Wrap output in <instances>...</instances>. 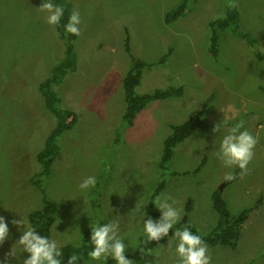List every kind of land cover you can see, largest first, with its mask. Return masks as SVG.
Here are the masks:
<instances>
[{"label": "rangeland", "instance_id": "374dc122", "mask_svg": "<svg viewBox=\"0 0 264 264\" xmlns=\"http://www.w3.org/2000/svg\"><path fill=\"white\" fill-rule=\"evenodd\" d=\"M43 2L0 0V216L9 227L0 264L12 248L20 259L10 257V264L27 258L16 244L23 226L18 229L11 221L23 218L31 225L30 213L45 198L58 202L52 239L60 248L79 245L92 227L112 222L119 224L125 253H133L147 243L144 221L152 217L153 193L161 179L167 185L158 196L168 197L181 219L191 199L190 220L203 233L218 222L213 195L221 186L233 214L256 207L238 249L206 246L211 264H264V0H190L173 23L165 21L166 14L183 0H65L71 14L79 12L80 34L74 42L77 70L66 75L58 92L79 119L59 140L45 193L32 177L56 119L40 85L65 58V47L57 25L48 24L47 13L39 10ZM232 4L240 23L220 34L216 57L210 51L209 23ZM127 38L133 56L149 62L173 49L165 64L143 71L138 93L184 87L182 96L149 102L130 127L123 121V80L132 63ZM203 106L208 125L176 147L169 170L179 174L164 178L160 159L171 126ZM239 121H244L241 131L258 140L242 177L236 175L238 167L225 166L216 155ZM216 124L219 132H213ZM228 173L235 179L225 180ZM88 177H95V187L80 189ZM93 202L99 203L98 210ZM169 241L147 251L145 259L177 264V241ZM85 264L117 262L90 258Z\"/></svg>", "mask_w": 264, "mask_h": 264}, {"label": "trees", "instance_id": "16d2710c", "mask_svg": "<svg viewBox=\"0 0 264 264\" xmlns=\"http://www.w3.org/2000/svg\"><path fill=\"white\" fill-rule=\"evenodd\" d=\"M50 2L57 4V6H62L64 9L63 16L61 17L59 24H57V30L64 43L65 58L54 65L51 75L40 85L45 105L54 114L56 119V125L51 134L47 137L44 148L40 150L36 156L38 165L32 177V183L39 187L44 193V182L48 179L51 173L53 158L59 149V140L66 131H69L74 127L79 119V115L76 111L63 105L62 97L58 92V87L63 83L66 75L77 70V56L74 44L77 35H73L65 31V25L69 21L71 10L65 0H50ZM189 7L190 0H183V2L176 9L166 14L165 21L167 23L177 21L186 13ZM239 18L240 16L238 10L235 7L228 6L222 16L209 23L210 51L214 56L217 57L219 54L220 34L227 29L235 30L236 28L233 26L238 27L240 23ZM245 36L247 37V35ZM126 50L131 57L132 63L123 80L124 96L126 101L123 121L124 125L130 127L134 125L138 114L147 107L149 102L182 96L184 94V87L173 86L156 89L152 92L138 93L136 88L141 83L143 71L156 65L165 64L172 55L173 49L169 48L164 56L154 62L134 57L131 52L129 38L126 40ZM207 125L206 106H203L202 109L191 118L182 123L173 124L171 126L172 131L164 141L162 156L160 159V169L162 170V176L164 178L167 174H179V172L169 170V164L173 158L176 147L181 142H184L187 138H189L199 128L206 127ZM118 140L119 137L116 138V141ZM201 167L202 164L198 168V171ZM240 172L241 170L238 169L236 175H240ZM166 185V179H161L159 181L154 189V199L161 194V192L166 188ZM221 193L222 190L217 189L213 195L214 207L218 212V222L209 232L203 233L192 224L189 214L192 211L193 206L192 200L190 199L186 206V214L180 221L177 222V224L173 226L167 237H164L159 242L150 241L141 244L133 253H125L126 257L129 259L132 258L140 264H156L147 261L144 257L145 253L159 244L168 242L174 238L173 233L177 228L183 229L184 227H188L193 234L199 235L204 244L209 247H229L231 249H238L245 224L250 219V215L256 207H248L243 209L238 214H233L227 201L223 198ZM44 200L43 206L40 209H36L30 213V223L38 233L53 240L52 227L57 220L59 206L56 200L49 198H45ZM93 204L96 205L97 210L100 208L98 202H93ZM151 215L154 221L159 220L161 216V211L156 207L155 202H151ZM90 237L91 235L88 233L79 245L66 244L60 248L62 252L61 257H59L61 264H67V260L72 254H76L80 257L76 264H85V262L90 259L88 252L93 248ZM262 256L264 257V254ZM107 260L108 263L116 262L111 257ZM252 264H257V262L255 261Z\"/></svg>", "mask_w": 264, "mask_h": 264}, {"label": "clouds", "instance_id": "9594fccd", "mask_svg": "<svg viewBox=\"0 0 264 264\" xmlns=\"http://www.w3.org/2000/svg\"><path fill=\"white\" fill-rule=\"evenodd\" d=\"M235 7L234 4L230 5ZM39 10L47 13V23L57 25L63 16L64 9L62 6H57L45 0L39 7ZM80 15L78 11H73L69 17L68 23L65 25V31L73 35H79ZM244 126V121H239L230 128L220 143L219 150L216 152L217 157L228 167H238L241 172V177L248 172V164L254 156V148L258 140L249 131L241 129ZM220 125L216 124L213 127V132H219ZM235 176L232 173L225 175V180H233ZM96 184L95 177H88L79 185L80 189L87 190L94 188ZM168 197L161 198L157 196L155 199L156 207L161 211L159 220L154 221L149 217L144 221L143 236L145 242H159L164 237L169 235V231L181 219V211L174 208L168 203ZM18 229L22 228V235L16 241L21 248V252H26L27 258L22 260V264H61L62 252L57 241L51 240L46 236L41 235L33 228L26 219H13L11 221ZM118 223H105L91 228L90 241L93 245L88 256L94 261L107 260L113 258L117 264H132V260L127 258L125 251L127 245L118 236ZM9 236L8 223L5 217L0 216V245ZM174 239L177 241L175 252L178 256L177 264H211V257L208 255L207 246L204 244L199 235L193 234L188 227L183 229L177 228L173 233ZM171 246V241H169ZM18 253L14 248L6 254L2 264H10V257H16ZM80 257L72 254L67 264H76Z\"/></svg>", "mask_w": 264, "mask_h": 264}, {"label": "water", "instance_id": "95a60500", "mask_svg": "<svg viewBox=\"0 0 264 264\" xmlns=\"http://www.w3.org/2000/svg\"><path fill=\"white\" fill-rule=\"evenodd\" d=\"M220 190H223V186L220 187Z\"/></svg>", "mask_w": 264, "mask_h": 264}]
</instances>
